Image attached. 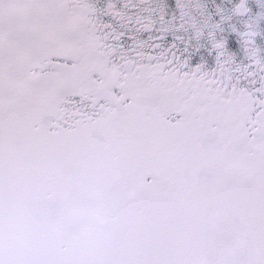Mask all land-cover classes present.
Instances as JSON below:
<instances>
[{
	"label": "snow or ice",
	"instance_id": "6c2138e0",
	"mask_svg": "<svg viewBox=\"0 0 264 264\" xmlns=\"http://www.w3.org/2000/svg\"><path fill=\"white\" fill-rule=\"evenodd\" d=\"M176 4L0 0V264H264V13L242 67L224 10ZM206 29L211 71L161 44Z\"/></svg>",
	"mask_w": 264,
	"mask_h": 264
},
{
	"label": "flooded vegetation",
	"instance_id": "af4514ba",
	"mask_svg": "<svg viewBox=\"0 0 264 264\" xmlns=\"http://www.w3.org/2000/svg\"><path fill=\"white\" fill-rule=\"evenodd\" d=\"M125 2L126 0H116L117 7H122ZM133 2L139 3V0H133ZM94 3L98 9H103L106 6L107 0H94ZM199 3H201L204 7V16L202 17V20H207L209 24L219 22L220 15L218 14L217 9H222L229 15L230 18L222 25L223 31L216 32L217 38H225L226 49L233 56L234 63L236 65H240L242 67L247 66L250 63V60L238 33L246 30V25L251 22V19L261 16V14L264 13V7H261V3H264V0H260V2H258V0H246V6L249 8V12L245 15L232 14V9L235 4L239 3V0H199ZM160 4L164 9L165 19H170L179 14L176 0H160ZM144 6L145 5H140V7ZM155 6L156 5L153 4V7ZM130 11L134 12L135 9H131ZM101 19L117 26V29L120 32L134 35L138 40L147 41L149 36L154 34L146 31H137L135 26L131 23L126 28L119 27L117 21L110 16H102ZM233 27L236 31H232ZM256 32L257 35L254 38L255 45L258 49L259 56L264 57V18L258 19ZM176 35L182 34L169 32L165 39L161 41L163 47L166 48L175 42L178 45L179 54H181L182 58H188L189 63L192 66L202 64L204 68L209 71L215 68V53L209 51L210 45L207 43V29L205 30L204 36H202L199 41L195 39L191 40L188 51L186 52L183 51L184 44L179 41H175L174 37ZM184 35L187 39L191 33ZM121 42L125 48L132 43V41L127 38V35L122 37ZM262 75H264V73H262ZM241 84L245 87H259L258 81L253 83L250 80L242 79ZM257 95H259V93H257Z\"/></svg>",
	"mask_w": 264,
	"mask_h": 264
},
{
	"label": "bare ground",
	"instance_id": "6f19581e",
	"mask_svg": "<svg viewBox=\"0 0 264 264\" xmlns=\"http://www.w3.org/2000/svg\"><path fill=\"white\" fill-rule=\"evenodd\" d=\"M226 2V1H225ZM210 4V3H209ZM207 5V4H206ZM242 17V16H241ZM215 21V20H214Z\"/></svg>",
	"mask_w": 264,
	"mask_h": 264
}]
</instances>
